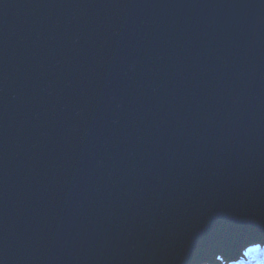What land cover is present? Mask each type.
<instances>
[{
  "label": "water",
  "instance_id": "1",
  "mask_svg": "<svg viewBox=\"0 0 264 264\" xmlns=\"http://www.w3.org/2000/svg\"><path fill=\"white\" fill-rule=\"evenodd\" d=\"M262 239L264 0H0V264Z\"/></svg>",
  "mask_w": 264,
  "mask_h": 264
},
{
  "label": "snow or ice",
  "instance_id": "2",
  "mask_svg": "<svg viewBox=\"0 0 264 264\" xmlns=\"http://www.w3.org/2000/svg\"><path fill=\"white\" fill-rule=\"evenodd\" d=\"M253 244L255 245L254 247H247L246 251L243 252V255L244 256H248L250 253H253V252H258V251H264V249H261L260 248V243H264V239H262L261 241L257 242L255 240H243L241 242H239V245L236 249V252L239 253V250L242 249V248H245L247 244ZM224 259H229L230 258V255L229 254H225L223 256ZM231 258H234V257H231ZM215 259L217 260H220L222 259V256L220 255H217L215 256Z\"/></svg>",
  "mask_w": 264,
  "mask_h": 264
},
{
  "label": "rangeland",
  "instance_id": "3",
  "mask_svg": "<svg viewBox=\"0 0 264 264\" xmlns=\"http://www.w3.org/2000/svg\"><path fill=\"white\" fill-rule=\"evenodd\" d=\"M254 246H251V247H254ZM260 248L264 249V246H260ZM222 264H224V263H222ZM225 264H227V263H225ZM230 264H264V251H258V252L250 253L248 256L243 257L238 262H233Z\"/></svg>",
  "mask_w": 264,
  "mask_h": 264
}]
</instances>
